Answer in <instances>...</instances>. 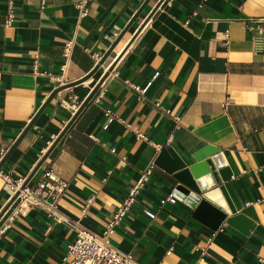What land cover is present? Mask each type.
I'll return each mask as SVG.
<instances>
[{
    "label": "crops",
    "instance_id": "0c3cea01",
    "mask_svg": "<svg viewBox=\"0 0 264 264\" xmlns=\"http://www.w3.org/2000/svg\"><path fill=\"white\" fill-rule=\"evenodd\" d=\"M74 1L0 0V163L19 139L0 171L25 180L39 164L28 187L49 171L66 183L56 205L63 222L20 210L0 238V264H67L74 227L100 235L162 148L192 164L205 146L222 154L231 173L222 185L245 223L213 229L209 212L196 215L177 198L161 205L175 182L154 165L110 244L138 264H264V39L250 22L264 18V0H163L138 30L159 1L148 0L100 65L145 0H92L79 23ZM116 57L104 97L91 99L48 152L73 116L61 102L82 103ZM124 81L146 88L143 97ZM10 198L0 177V213Z\"/></svg>",
    "mask_w": 264,
    "mask_h": 264
},
{
    "label": "built area",
    "instance_id": "2783aa9c",
    "mask_svg": "<svg viewBox=\"0 0 264 264\" xmlns=\"http://www.w3.org/2000/svg\"><path fill=\"white\" fill-rule=\"evenodd\" d=\"M39 2L40 8H42L44 6L45 0H39ZM91 2L92 0L74 1L77 23H79L81 19L88 15ZM8 9L9 10L6 15L5 21L6 25H8L13 19V11L11 5H9ZM250 22L254 25L256 31L260 35L258 37L264 39V18L255 20L252 19L250 20ZM227 37L228 36L225 35L226 40ZM223 44L226 45L227 41H225ZM74 45L75 42L73 36L68 38L64 43L63 56L65 61H67L70 57ZM93 57L95 59H98L97 55H93ZM64 67L65 65H63V69ZM107 69L108 66L105 68V71H107ZM49 78L64 84V82L62 81V77L49 76ZM123 83L129 89L136 92L139 97H143L146 88L140 89L137 86L131 85L127 81H124ZM104 94L105 91L100 84L99 88L96 90L95 94L92 97L93 101L99 102L104 97ZM61 104L65 108L70 110L72 114H74L80 106L81 102H79L76 97H72L71 103L62 101ZM153 106L159 108L158 104L156 103L153 104ZM105 116H109L108 122L113 119L112 114L109 110H105ZM174 120L177 121V118H175ZM153 168L154 165L151 164L146 170L139 173V177L128 189V192L123 201L118 205L110 220L105 224V227L100 235L87 231L79 226L74 227L75 238L70 244L67 245L65 254L62 258L63 263L138 264L130 255L119 252L110 244V235L113 233L114 228L123 221L130 208L134 205L138 194L148 183ZM50 175V171L45 173L43 176L44 179L42 181L38 182L34 187H28L27 185L23 186V179L11 180V178L7 174H2L0 171V177L4 180L5 186L7 187L11 197L15 193H18L15 199L17 200L16 207L13 209L12 213L8 215L0 224V238L10 227L14 215L18 214L22 209L35 207L43 210L47 214V216L54 222H63L58 216L56 205L58 198L61 196L66 187V183L60 179L52 178ZM89 202L90 200L86 202L85 207ZM176 202L177 200L172 194H169L164 199L160 200L161 205L165 203L175 204ZM144 214L149 218L154 217L152 213L146 210L144 211Z\"/></svg>",
    "mask_w": 264,
    "mask_h": 264
},
{
    "label": "water",
    "instance_id": "95a60500",
    "mask_svg": "<svg viewBox=\"0 0 264 264\" xmlns=\"http://www.w3.org/2000/svg\"><path fill=\"white\" fill-rule=\"evenodd\" d=\"M148 0H145L135 15L132 17L131 21L128 23L127 27L120 33V35L114 40L111 44L107 52L101 57L98 65L102 64L106 57L110 54L111 50L119 41L122 34L126 31L129 25L133 22V20L140 13L142 8L145 6ZM163 0H159L151 12L148 14L146 19L143 21L141 26L138 28L140 30L142 26L146 23V21L152 16L155 10L160 6ZM137 30V32H138ZM135 33V35L137 34ZM134 35V36H135ZM119 57L111 63L108 67L107 71L103 74L98 83L93 87L88 96L82 101L78 109L73 114L70 121L65 125L62 129L58 137L53 142L51 148L58 143V141L63 137L68 128L74 122L79 113L84 109V107L88 104V102L92 99L96 90L99 88L100 84L107 77L108 73L113 69L114 64L117 62ZM58 92L55 90L47 99L45 105L52 99V97ZM42 108L40 109V111ZM39 111V112H40ZM38 114V113H37ZM30 126V125H29ZM29 126L25 129V131L29 128ZM18 140L14 142L9 151L6 153L5 157L0 163V167L2 163L6 160L10 152L18 143ZM48 153H46L47 155ZM43 156V159L46 157ZM192 160L194 163L187 164L182 158H180L172 148H162L154 162V165L163 170L166 174H168L171 179L175 182V185L172 190V195L177 198L179 201L193 208L196 215H200L206 212H209L213 218H215L216 225L212 228L215 229L218 224L222 221H226L228 224L233 225H241L245 223V219L242 215H235V210L232 208L230 203L227 200L224 187L222 183H225L230 179L231 173L226 166L224 158L218 149L212 148L210 146H205L198 151H196L192 156ZM39 164L35 167L32 173L24 180L23 186H25L31 176L34 174ZM18 193H15L1 211V214L8 208V206L16 199ZM227 213H231V217H226ZM214 222V221H213Z\"/></svg>",
    "mask_w": 264,
    "mask_h": 264
}]
</instances>
